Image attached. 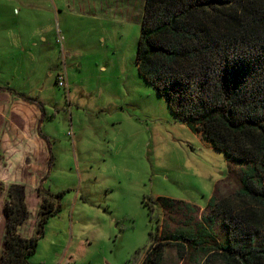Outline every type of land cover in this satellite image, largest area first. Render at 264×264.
Instances as JSON below:
<instances>
[{
    "label": "rangeland",
    "instance_id": "obj_1",
    "mask_svg": "<svg viewBox=\"0 0 264 264\" xmlns=\"http://www.w3.org/2000/svg\"><path fill=\"white\" fill-rule=\"evenodd\" d=\"M144 2L0 0V92L44 106L50 118L40 120L38 133L51 131V144L67 146L43 176L44 191L61 194L60 211L42 225L30 264H141L150 233L165 225L185 233L199 220L211 241L218 233L210 226V206L236 203L240 169L192 133L138 72ZM209 24L204 18L199 29L206 41L225 35L223 26ZM182 44L195 53L173 65L179 76L198 79L220 64L217 50L199 53L198 37ZM59 71L66 74L67 97L54 81ZM25 197L30 215L18 232L31 237L41 196L25 187ZM158 198L175 201L170 212ZM254 235L252 245L264 248V230ZM163 259L181 264L175 248Z\"/></svg>",
    "mask_w": 264,
    "mask_h": 264
},
{
    "label": "trees",
    "instance_id": "obj_2",
    "mask_svg": "<svg viewBox=\"0 0 264 264\" xmlns=\"http://www.w3.org/2000/svg\"><path fill=\"white\" fill-rule=\"evenodd\" d=\"M144 11L136 55L140 76L192 133L201 134L240 169L241 186L234 193V205L222 200L209 205L210 226L218 236L209 241L199 220L185 233L165 225L160 234L150 233L141 264H164L168 248L177 250L181 264H205L212 258L225 264H264V248L252 245L254 233L264 230V0H145ZM204 18L208 27L223 26L225 35L206 41L199 31ZM195 37L199 53L217 50L220 64L213 73L210 68L200 71L198 79L181 77L172 72L173 65L185 55L192 57L195 50L182 48V43ZM39 195L34 235L24 237L18 230L30 215L25 186H8L0 264H30L37 239L43 236L42 225L59 213L61 194L39 190ZM158 201L165 212L175 203Z\"/></svg>",
    "mask_w": 264,
    "mask_h": 264
},
{
    "label": "crops",
    "instance_id": "obj_3",
    "mask_svg": "<svg viewBox=\"0 0 264 264\" xmlns=\"http://www.w3.org/2000/svg\"><path fill=\"white\" fill-rule=\"evenodd\" d=\"M65 96H68V92ZM43 117L50 118L44 106L36 108L0 92V194H5H2L3 202L7 200V189L11 184L24 185L27 193L36 187L39 195V190L44 191L43 176L48 173L50 165L59 162L60 156L63 158L61 151L67 146L51 144V131L47 135L38 133V124ZM4 160H8L7 164ZM15 161L17 164L10 166ZM3 232L0 230V246Z\"/></svg>",
    "mask_w": 264,
    "mask_h": 264
},
{
    "label": "built area",
    "instance_id": "obj_4",
    "mask_svg": "<svg viewBox=\"0 0 264 264\" xmlns=\"http://www.w3.org/2000/svg\"><path fill=\"white\" fill-rule=\"evenodd\" d=\"M55 83L58 88H61L62 90L66 91V95L68 92V83H67V78L66 74L64 71H59L56 76H55Z\"/></svg>",
    "mask_w": 264,
    "mask_h": 264
}]
</instances>
